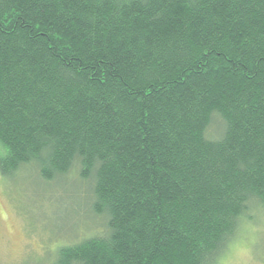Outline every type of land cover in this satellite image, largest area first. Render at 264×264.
Wrapping results in <instances>:
<instances>
[{
  "label": "trees",
  "instance_id": "16d2710c",
  "mask_svg": "<svg viewBox=\"0 0 264 264\" xmlns=\"http://www.w3.org/2000/svg\"><path fill=\"white\" fill-rule=\"evenodd\" d=\"M28 166L106 217L53 264H222L264 215V0H0V174Z\"/></svg>",
  "mask_w": 264,
  "mask_h": 264
},
{
  "label": "rangeland",
  "instance_id": "374dc122",
  "mask_svg": "<svg viewBox=\"0 0 264 264\" xmlns=\"http://www.w3.org/2000/svg\"><path fill=\"white\" fill-rule=\"evenodd\" d=\"M221 123L215 116L209 137L218 134ZM93 187L77 167L51 181L32 166L11 178L0 174V264H53L59 245L102 235L107 221L92 210ZM257 216L222 264H264V215Z\"/></svg>",
  "mask_w": 264,
  "mask_h": 264
}]
</instances>
